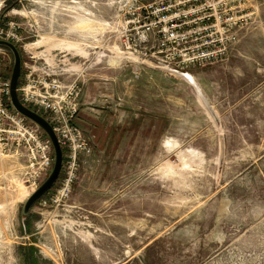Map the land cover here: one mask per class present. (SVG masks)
<instances>
[{"label":"rangeland","instance_id":"rangeland-1","mask_svg":"<svg viewBox=\"0 0 264 264\" xmlns=\"http://www.w3.org/2000/svg\"><path fill=\"white\" fill-rule=\"evenodd\" d=\"M214 2L0 0L19 86L76 104L87 145L24 216L54 163L0 134V264H264V0Z\"/></svg>","mask_w":264,"mask_h":264},{"label":"built area","instance_id":"built-area-1","mask_svg":"<svg viewBox=\"0 0 264 264\" xmlns=\"http://www.w3.org/2000/svg\"><path fill=\"white\" fill-rule=\"evenodd\" d=\"M213 0H205L209 5H213ZM251 0H215L214 3H218L224 8H236L241 3ZM1 37V36H0ZM4 39V38H0ZM4 59L0 56V134L3 138H10V135L14 134L15 130L23 131L24 133L36 134L30 135L35 140H38L40 146L43 147L44 154H42V169L40 172L48 171L52 168L54 163L51 150L53 145L51 140H46L43 133L40 134L38 129L28 124L26 118L19 112L15 111L11 107V79L7 78L4 74ZM41 84V83H40ZM44 85H42L43 87ZM42 87L35 88L34 81H29L26 85L18 88L25 93L26 99L33 102L39 109L50 110L52 113L49 116V121L52 124L54 131L59 139V143L62 146L69 148L71 152L70 157L75 159L77 157L78 148H86V142L81 138L79 129L72 124V119L75 117L78 109L76 104H72L67 113H60L63 109L59 106L60 101H52V99L42 91Z\"/></svg>","mask_w":264,"mask_h":264},{"label":"water","instance_id":"water-1","mask_svg":"<svg viewBox=\"0 0 264 264\" xmlns=\"http://www.w3.org/2000/svg\"><path fill=\"white\" fill-rule=\"evenodd\" d=\"M0 46L9 48L14 55V67L11 75V101L13 106L16 108L18 112L23 114L24 116L30 118L34 122H36L40 127H42L45 132L50 137L54 150H55V162L53 169L47 179L37 188L27 199L24 209L23 215L27 216L31 211L33 205L46 193L48 192L54 183L57 181L63 165V149L59 143V139L54 131L52 124L46 119L43 115L31 109L27 105H25L18 93L20 76L22 73V55L18 46L10 40L0 39Z\"/></svg>","mask_w":264,"mask_h":264}]
</instances>
